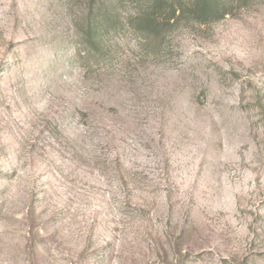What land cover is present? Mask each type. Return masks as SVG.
<instances>
[{
	"label": "rangeland",
	"instance_id": "1",
	"mask_svg": "<svg viewBox=\"0 0 264 264\" xmlns=\"http://www.w3.org/2000/svg\"><path fill=\"white\" fill-rule=\"evenodd\" d=\"M110 2L0 0V264H264V0Z\"/></svg>",
	"mask_w": 264,
	"mask_h": 264
},
{
	"label": "trees",
	"instance_id": "2",
	"mask_svg": "<svg viewBox=\"0 0 264 264\" xmlns=\"http://www.w3.org/2000/svg\"><path fill=\"white\" fill-rule=\"evenodd\" d=\"M119 0H111L108 6L114 7ZM150 8L155 10L141 13L137 16V21L144 29L160 38L170 29L176 27L187 20L217 21L227 14L233 13L236 4H249L252 0H149ZM98 13L90 14L99 18L95 25L96 30L88 29L87 34L93 36L100 34L101 31L108 30L112 20L107 18L109 12H105V4L97 5ZM96 10V9H95ZM92 11V10H91Z\"/></svg>",
	"mask_w": 264,
	"mask_h": 264
}]
</instances>
